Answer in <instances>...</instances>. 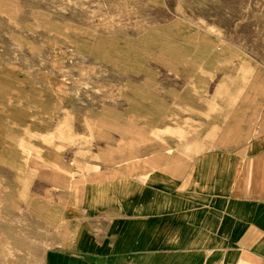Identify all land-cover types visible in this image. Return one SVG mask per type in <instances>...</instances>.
Returning a JSON list of instances; mask_svg holds the SVG:
<instances>
[{
	"label": "rangeland",
	"instance_id": "rangeland-1",
	"mask_svg": "<svg viewBox=\"0 0 264 264\" xmlns=\"http://www.w3.org/2000/svg\"><path fill=\"white\" fill-rule=\"evenodd\" d=\"M263 131L264 0H0V253L45 252L0 264L71 248L95 174Z\"/></svg>",
	"mask_w": 264,
	"mask_h": 264
},
{
	"label": "crops",
	"instance_id": "crops-1",
	"mask_svg": "<svg viewBox=\"0 0 264 264\" xmlns=\"http://www.w3.org/2000/svg\"><path fill=\"white\" fill-rule=\"evenodd\" d=\"M171 148L91 177L71 248L46 264H264V131L196 154Z\"/></svg>",
	"mask_w": 264,
	"mask_h": 264
}]
</instances>
